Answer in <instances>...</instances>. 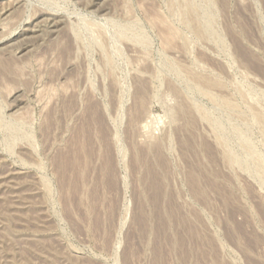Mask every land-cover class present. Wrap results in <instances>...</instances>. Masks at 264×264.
<instances>
[{"label": "rangeland", "instance_id": "rangeland-1", "mask_svg": "<svg viewBox=\"0 0 264 264\" xmlns=\"http://www.w3.org/2000/svg\"><path fill=\"white\" fill-rule=\"evenodd\" d=\"M0 35V264H264V0H0Z\"/></svg>", "mask_w": 264, "mask_h": 264}, {"label": "bare ground", "instance_id": "bare-ground-1", "mask_svg": "<svg viewBox=\"0 0 264 264\" xmlns=\"http://www.w3.org/2000/svg\"><path fill=\"white\" fill-rule=\"evenodd\" d=\"M1 8H2V7H1ZM168 34H169V33H168ZM0 36H1V35H0ZM172 36H173V35H171V33H170V34L167 36V39H172ZM2 38H3V37H2ZM166 41H167V40H166ZM169 42H170V41H169ZM114 79H115V78H114ZM115 81H116V80H115ZM11 117H12V116H11ZM11 117H10V118H11Z\"/></svg>", "mask_w": 264, "mask_h": 264}]
</instances>
